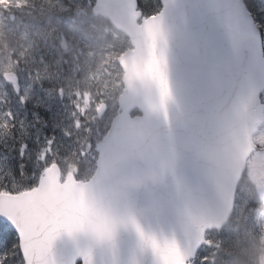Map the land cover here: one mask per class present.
Masks as SVG:
<instances>
[{
    "label": "water",
    "instance_id": "water-1",
    "mask_svg": "<svg viewBox=\"0 0 264 264\" xmlns=\"http://www.w3.org/2000/svg\"><path fill=\"white\" fill-rule=\"evenodd\" d=\"M164 6L138 25L135 1L98 0L135 47L119 58L122 113L90 182L61 183L55 165L38 188L0 195L29 264H187L228 218L264 120L261 33L243 0Z\"/></svg>",
    "mask_w": 264,
    "mask_h": 264
},
{
    "label": "rangeland",
    "instance_id": "rangeland-1",
    "mask_svg": "<svg viewBox=\"0 0 264 264\" xmlns=\"http://www.w3.org/2000/svg\"><path fill=\"white\" fill-rule=\"evenodd\" d=\"M21 1L8 0L10 12L7 14L0 9V35L9 37L3 41L4 49L0 47V73L1 76L6 71L19 74L25 92L17 105L8 108L0 119V192L11 193L31 189L36 184L25 187L15 176L13 164L8 159L16 155L13 149L27 144L29 139L35 140L38 147L23 153L25 159L21 161L22 166L29 162L36 165L37 160L46 162L56 155L66 169L81 172V177L92 173L95 146L81 139V131L75 126L92 125L100 132L105 129L107 120L101 122L96 119V106L105 98L112 103L111 112H115L114 100L123 87V71L117 59L130 47L129 39L123 33L106 19L93 15L91 9L95 0H39L45 6H36L35 13L46 12L41 16V21H27L24 16L11 19V14L19 9ZM140 2L149 7L151 14L161 7L160 0ZM53 69L60 72V79L47 77L53 73ZM42 78L55 81L58 85L52 90L36 87L38 79ZM4 87L0 77V95H7ZM37 89H41L40 92ZM49 91L56 94L52 95ZM27 97L44 102L43 106L47 105L51 113L50 121L43 122L42 126L47 123L54 131L43 133L42 126L34 130L31 125L21 121L22 104ZM259 131L256 138L264 144V125ZM82 142H85L84 147ZM47 153L51 155L47 156ZM259 153L256 151L252 156V186H242L244 210L242 205L237 208L239 216L231 223L230 235L238 253L252 255L255 234L253 220L249 216L251 210L247 211L246 206L258 198V180L262 172L264 174V155ZM45 167L44 163L38 179ZM230 264H238V261Z\"/></svg>",
    "mask_w": 264,
    "mask_h": 264
},
{
    "label": "snow or ice",
    "instance_id": "snow-or-ice-1",
    "mask_svg": "<svg viewBox=\"0 0 264 264\" xmlns=\"http://www.w3.org/2000/svg\"><path fill=\"white\" fill-rule=\"evenodd\" d=\"M255 9L256 17L255 19L259 20L261 23V27H264V0H251L250 9ZM37 113L41 111L37 107ZM48 112L50 116L51 113L49 110H44ZM47 119V117H46ZM43 131L45 133L54 131L51 126L47 123L43 125ZM48 142L46 141V144ZM38 145L35 140L29 139L27 144L20 145L13 149V152L16 154L14 156H10L8 159L14 165L15 170L18 174L23 176L24 169L30 173L29 183L33 180L38 179V174L42 172V167L45 161L37 160L36 165H33L31 162L28 164L21 165V161L25 159L23 153L30 152L33 148H37ZM47 156H50L51 153H47ZM14 181V178H13ZM235 202V197H234ZM255 206V205H253ZM32 224L34 229L39 232L43 227V221L39 216H35L32 220ZM220 235L222 237H227L229 233L227 231H221ZM21 236L20 231L15 226L9 227L8 224L0 222V264H29L28 257L25 255V249L23 244L20 242ZM211 245H202L198 251L197 256L193 261V264H211L208 260L209 251L206 250L210 248Z\"/></svg>",
    "mask_w": 264,
    "mask_h": 264
},
{
    "label": "trees",
    "instance_id": "trees-1",
    "mask_svg": "<svg viewBox=\"0 0 264 264\" xmlns=\"http://www.w3.org/2000/svg\"><path fill=\"white\" fill-rule=\"evenodd\" d=\"M3 2H4V0H2ZM29 2H30V0H24L23 1V6H22V8H21V6H20V8L22 9L20 12H21V14H26V16H27V20H30V19H34V15H30V17H28V15H29V12H27L26 10H23V9H27V7L29 6ZM246 2H247V4H248V7L250 8V5H251V0H246ZM6 3H8V1L6 2ZM2 9H3V11L4 12H8L9 11V8H8V10H7V4L6 5H2ZM251 10H254V8L253 9H251ZM19 13V12H18ZM5 35H0V45H1V43L5 40V39H7V38H9V37H4ZM8 100V99H7ZM10 101H12V100H10ZM8 106H10V105H8L7 103H6V101H0V115H1V112L4 110V109H6ZM37 107L39 108V109H41L39 106H36V105H34V106H28V108H29V110H30V113H31V115H32V118L33 119H31V117L29 116V117H25V119H27V122L26 121H23L24 123H28V120H30L31 122H29V123H32V122H34L35 124H37V123H40V118L43 116V118H46L47 117V113L44 111V110H42L41 109V111L39 112V113H37ZM41 116V117H40ZM38 125V124H37ZM83 131H84V133H85V129H83ZM15 173H16V176L18 177V178H20V180H23V181H25V177H23V176H21L20 174H18L17 172H16V170H15ZM223 264H229L225 259L223 260Z\"/></svg>",
    "mask_w": 264,
    "mask_h": 264
},
{
    "label": "bare ground",
    "instance_id": "bare-ground-1",
    "mask_svg": "<svg viewBox=\"0 0 264 264\" xmlns=\"http://www.w3.org/2000/svg\"><path fill=\"white\" fill-rule=\"evenodd\" d=\"M238 264H247V263L242 260V261H239Z\"/></svg>",
    "mask_w": 264,
    "mask_h": 264
}]
</instances>
